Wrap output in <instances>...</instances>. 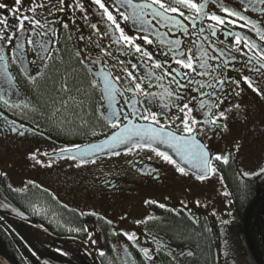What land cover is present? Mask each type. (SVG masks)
I'll list each match as a JSON object with an SVG mask.
<instances>
[{
    "label": "flooded vegetation",
    "instance_id": "af4514ba",
    "mask_svg": "<svg viewBox=\"0 0 264 264\" xmlns=\"http://www.w3.org/2000/svg\"><path fill=\"white\" fill-rule=\"evenodd\" d=\"M116 1L119 4V0H104L125 34L136 38V44L153 53V61H148L133 47L119 41L120 34L115 25L107 20L103 10L92 0H79L83 11L73 4V0H64L62 6L58 5V0H21V14L40 21L43 27L25 21V30L17 31L11 44L0 41V54L5 57L0 60V150L13 153L10 156L14 164H22L25 155L32 151H42L49 159L59 160L46 167L41 166L42 170L31 176L57 194L84 205L115 206L120 212L124 196L135 195V189L131 190L133 187L163 191L162 200H142L140 205L126 207L124 218L116 224L117 227L114 225V239L108 240L106 245L112 255L110 260L116 264H186L182 259L189 251L172 243L165 231L166 213L174 218L184 216L187 222L195 225L202 212L197 209L192 214L186 211L185 208L189 206L183 204L182 195L172 190L176 187V178L169 166L177 171L176 164L168 163L148 148H133L131 152L109 155L87 163L54 156L65 153L61 149L71 148L74 151L77 150L75 145L83 147L101 142L127 124L153 128L163 126L166 131L180 135L184 113L179 109L185 103L192 109L190 117L197 121L194 127L206 128L194 133L193 138L206 145L210 155L227 157V163L233 162L234 165L250 151L253 156L262 155L264 61L257 62L253 51L244 47L243 42L236 45L234 35L226 36L225 32L238 34L249 43H255L258 48L254 51L264 48V40L261 39L264 34V12L261 9H264V5L259 0H221L224 6L238 11L244 17L241 20L226 16L217 0H207L206 13L234 21L217 25L216 35L212 36L213 29L209 25L216 24L215 21L206 15L197 16L194 10L176 4L174 0L164 2L179 8L184 16L171 12L166 15L174 16L178 24L154 16L153 8H158V5L143 9L141 19L149 22L146 24L132 18V8L126 11L119 7L120 12L129 16L125 20L113 6H118ZM132 2L151 4L152 0ZM195 2L203 3L204 0ZM0 3L8 6L0 9V18L7 16L8 24L13 25L15 17L9 9L17 7L15 0H0ZM37 4L44 7H36ZM33 7H36L34 13L29 11ZM59 7H63V11L58 10ZM65 24L68 27H64ZM91 25H96V28L93 29ZM142 28L147 31H142ZM144 35L153 43L149 45L138 38ZM29 40L33 43L29 44ZM44 42L46 51L41 48ZM190 48L194 57V71L175 63V59L182 58L179 53L187 55ZM237 48H243L246 54L242 55ZM62 62H68L74 68L70 78L72 91L59 96L56 102L48 101L43 91L48 74ZM153 62H159L163 67L154 68ZM202 62H206L207 66L201 67ZM133 64L137 67L133 68ZM125 69L138 77L142 92L125 91L131 83ZM169 69L176 71L164 75ZM149 72L153 73L151 79L147 76ZM104 76H108L115 90L111 96L104 90ZM173 76L186 87L178 86ZM243 77H249L253 87L258 90L249 88ZM220 80L224 81L223 85L218 83ZM131 86L134 87V84ZM235 105L240 107L236 108ZM221 111L225 112L227 119H221L218 123L226 125V129L205 125L206 120L213 115L218 116ZM113 112L120 117L117 121L119 126L115 128L112 127L114 117L110 115ZM151 113L157 114L159 125L141 118ZM227 163L212 160V166L222 175ZM12 184L17 194L7 199L0 197V201L15 210V215L0 211L11 216L30 222L33 216L26 214L18 202L22 200L20 197L27 199L29 195H39L34 191H43L51 195L55 203L60 202L31 181ZM34 219L31 223L43 225L40 219ZM45 228H48L47 225ZM82 230L86 233V226ZM132 233H135V241L127 238L126 234ZM144 248L149 249L153 257L151 261L143 255ZM102 252V256L110 257L106 256L103 246Z\"/></svg>",
    "mask_w": 264,
    "mask_h": 264
},
{
    "label": "rangeland",
    "instance_id": "374dc122",
    "mask_svg": "<svg viewBox=\"0 0 264 264\" xmlns=\"http://www.w3.org/2000/svg\"><path fill=\"white\" fill-rule=\"evenodd\" d=\"M251 153L250 151L246 155L243 154V158L235 162L236 171L240 177H249L264 169V152L259 156H253ZM45 154L42 151H32L25 155L22 164L20 162L14 164L10 156L13 153L0 150V173L6 175L11 183H18L17 185L31 181L60 201L56 202V206L50 201L49 203L41 200L36 195H29L27 199L22 201V210L26 214L40 219L43 224L50 228L27 222L18 216H11L2 211H0V219L37 259H48L56 264H72V262L77 264H116L110 260L111 257L106 258L100 255L102 238L98 228L91 222L87 223L85 225L87 232L85 233L78 227L71 225V222L76 219L74 212L98 216L117 227L116 224L124 218L126 207L140 205L145 200H162L163 191L161 193L145 187H133L131 190L135 189V195L127 194L124 196L120 212L116 210L117 207L115 206H88L77 203V201L65 197L63 194H57L46 185L39 184L36 182V178L31 176L34 172L38 173L39 170H42L41 166L46 167L59 161L49 159ZM66 161L64 160V162ZM169 167L176 178V187L172 190L182 195L183 204L189 206V208H185L186 211L192 214L197 209L199 212L213 216L219 237V264H241L242 256L238 235L239 215L224 176L217 169L215 173L210 172L208 177L200 180L173 170L174 168L171 166ZM244 173H248V175L245 176ZM89 234H91L90 238ZM28 264L35 263L28 260Z\"/></svg>",
    "mask_w": 264,
    "mask_h": 264
},
{
    "label": "snow or ice",
    "instance_id": "6c2138e0",
    "mask_svg": "<svg viewBox=\"0 0 264 264\" xmlns=\"http://www.w3.org/2000/svg\"><path fill=\"white\" fill-rule=\"evenodd\" d=\"M15 3L17 7L9 9V11L12 12L13 16L15 17V23L13 25H9L7 22V16H4L3 18H0V41H6L7 44H11L13 41V38L16 34L17 31H24L25 30V21H29L34 23L37 26L43 27V25H40V21L34 20L32 17H29L27 15H23L22 13V8L20 7L21 5V0H15ZM92 3L97 5L100 9L103 10L104 16L107 17V20L110 21L113 25H115L116 30L119 32V41L124 42L126 46H131L135 49V52L140 53L143 57H146L148 61H153V53L149 52L148 50H145L142 48L140 44L135 43V39L133 37H130L125 34L124 30L120 27L119 23L116 20V17L113 15V13L109 10L108 6H106V3L104 0H92ZM174 3L183 5L184 7H187L189 9H192L195 11L197 16L200 15H206L208 19L215 21L216 24H210L209 28L213 29L211 32L212 36L216 35L215 28L217 25H224L226 23H234V21H226V19L220 15L216 14H208L205 12V8L207 6V0H204L203 3H197L195 0H174ZM218 5L221 8V11L226 14L228 17H237L238 19L243 20L244 17L240 15L238 11H234L229 9L228 7L224 6L221 3V0H217ZM259 3L264 5V0H259ZM64 4V0H58V5L62 6ZM73 4L76 7H79L83 11V5L80 4L79 0H73ZM119 4L121 5H126L127 7H130L133 9L132 13V18L141 24H146L149 23L147 21H143L141 17L143 16V9L144 8H151L154 5H158V8H153V15L156 17H160L163 20L166 21H173L176 24L179 22L176 21L174 16H167L166 13H179L180 16H184V13L179 10L177 7H171L167 5L164 0H152L151 4H134L132 0H119ZM72 6V5H69ZM115 7V10L119 13V15L125 19L128 20L129 16L125 15L123 12H120L119 6L113 5ZM8 6L4 3H0V9L7 8ZM36 7H44L43 4H37ZM36 7L30 8L29 11L35 12ZM60 11H63V7H59ZM245 11L247 9L245 8ZM262 12H264V9H261ZM64 27H68L67 24L64 25ZM93 29L96 28V25H91ZM142 31H147L146 28H142ZM185 31H187L185 29ZM201 32L204 31L203 28L200 29ZM259 31V29H257ZM226 36H233L234 35V43L236 45H239L243 42L244 47L248 48L249 51L254 52V59L257 60V62L264 61V48H261L258 51H254L258 48V46L255 43H249L246 38H243L239 36L238 34H233L231 32H225ZM139 39H142L144 43L146 44H152L153 40L150 39L148 36L144 35L141 37H138ZM261 39L264 40V34L261 35ZM29 44L33 43V41L29 40ZM176 44H179V41L175 42ZM16 47H21V45H16ZM41 48L46 49V42L41 44ZM237 51H239L242 55H245L243 48H237ZM110 55V53H107ZM179 56L182 58H177L175 59V63L180 65L184 69H191L195 70L193 68V54H192V49H188V54L185 55L184 53H179ZM43 58V57H42ZM5 57L0 54V60H4ZM201 67H206V62H202ZM133 68H136L137 66L135 64L132 65ZM153 67L160 69L163 66L159 62H153ZM264 67V65H262ZM127 73L128 78H130V86L125 89V91H134V92H142V87L141 83L137 82L138 77H136L133 72L128 71L127 69L124 70ZM175 69H169L167 72L164 73V75H171L172 72H175ZM177 75H180L179 72H177ZM184 75H187V73H184ZM148 78L151 79L153 77V73L149 72L147 74ZM30 79L32 78L31 76L29 77ZM162 77H158L157 79H160ZM117 80H119V77H116ZM244 81L248 84L249 88H253L254 91H257L258 89L253 87L252 81L249 79V77H243ZM173 80L178 84V86L184 88L186 87L183 84H180L179 81H176L175 76H173ZM219 84L223 85L224 81L220 80L218 82ZM134 84V87L131 85ZM103 85H104V90L109 93L111 96L113 92L115 91L114 88L112 87L111 81L109 80L108 76H104L103 78ZM95 86V84L93 85ZM239 94V93H237ZM144 95H151L149 93H144ZM168 95H171V93H168ZM222 103V101H221ZM201 106L203 107L204 104L201 102ZM214 107H219V105H213ZM209 106V107H213ZM135 106L133 105V108ZM234 107L239 108V105H235ZM185 109H187V112H185ZM181 112L184 113V118L181 120L182 128L180 129L181 133L180 135H177L171 131H166L163 126L160 127H147L145 128L144 126H136L132 125L131 127L125 126L123 132L121 133H114L113 136L105 141L106 145H111L112 147H117L121 144H131V147L127 149L128 152H131L133 148H139L143 150L144 148L150 149L152 152H154L157 156L161 157L163 160L167 161L168 163L171 164H176V161L172 159L170 155H168L166 152L159 151L156 147H153L154 144H166L169 147L175 148L177 152L181 154L182 157H187L185 160L186 163L190 161H194L195 164L194 166L199 168L203 174H200L197 176V179L203 180L206 177V174L208 172L215 173L217 169L212 166V160L216 161H221L223 160L224 163H227V157H223L221 155H215L212 156L210 153L207 151L206 145L198 142L193 138L194 133H199L200 131H204L205 129H199L194 127L197 123L196 119L190 117V113L192 112V109L189 108L188 103H185L182 108L179 109ZM230 111V109H229ZM107 115V114H106ZM112 117H114L112 127H118L117 121L120 120L119 115L117 113L113 112L110 114ZM127 118V116H125ZM144 120H151L153 124H160V121L157 119V114L156 113H151L149 115H143L141 117ZM227 119V116L225 115L224 111H221L218 116L213 115V117L209 120H206L204 123L205 125H213L216 127H222L226 129V125H221L218 123L219 120ZM131 123V122H129ZM95 134V133H94ZM138 137L139 139L136 141H133V137ZM77 149V152L80 156H89L90 152L85 150L83 152L79 151L80 146L75 145L74 146ZM92 149H97L96 145L91 146ZM102 150V146L98 149ZM71 148H65L61 149V152H71ZM112 155H120L119 152H113ZM71 159H76V156H71ZM33 159L35 157L33 156ZM84 163H87L88 161L85 160L83 161ZM94 162V160L92 161ZM177 171L182 173V174H187L185 171V168L180 167L177 165ZM261 172H264V169H261ZM245 176L248 175V173H244ZM161 207H164V205H160ZM77 231H79L77 229ZM128 240L130 241H135L136 236L135 233L132 234H126ZM91 237V234H89V238ZM95 243V241H93ZM143 255L148 259L152 260L153 257L150 255L149 249L144 248L143 250ZM100 255H104L103 252L100 253Z\"/></svg>",
    "mask_w": 264,
    "mask_h": 264
},
{
    "label": "trees",
    "instance_id": "16d2710c",
    "mask_svg": "<svg viewBox=\"0 0 264 264\" xmlns=\"http://www.w3.org/2000/svg\"><path fill=\"white\" fill-rule=\"evenodd\" d=\"M69 65L68 62H62L49 72L47 84L43 88L48 101L56 102L59 96H64L72 91L70 78L74 68ZM66 88L67 91H65ZM78 88L77 85V94L79 93ZM67 101H71L69 97ZM223 176L238 210L241 264H264V172L249 177H240L234 163L228 162ZM42 192L34 191L33 193L39 194L37 196L41 200L50 201L57 206L51 195ZM15 194L17 193L14 191L13 184L6 175L0 173V197L3 196L7 199L12 198ZM20 199L22 200L18 203L22 207L23 197H20ZM166 214L167 227L165 231L171 237L172 243L189 251L182 262L186 264H219V237L212 215L200 213L199 222L191 225L184 216L174 218L168 212ZM62 216L64 215L62 214ZM74 216L76 219L71 223L79 229H83L87 223L91 222L100 230L102 246L105 247L106 256L111 257L112 255L106 245L108 240L114 239L113 229L115 226L91 214L74 212ZM63 219L66 222L65 218ZM34 220L33 217L30 222ZM48 228L50 227L48 226ZM0 256L10 264H28V260L35 264H56L48 259L34 257L18 236L1 219ZM72 264L77 263L72 262Z\"/></svg>",
    "mask_w": 264,
    "mask_h": 264
},
{
    "label": "water",
    "instance_id": "95a60500",
    "mask_svg": "<svg viewBox=\"0 0 264 264\" xmlns=\"http://www.w3.org/2000/svg\"><path fill=\"white\" fill-rule=\"evenodd\" d=\"M117 5L126 10H129V7H125L124 5L118 4ZM126 126V125H125ZM121 127L120 129H118L116 132L114 133H121L124 130V127ZM127 126L131 127L132 124H127ZM145 128H147V126H144ZM113 133V134H114ZM113 134H111L109 137H107L106 139H104L101 142H97V143H93L90 145H86L83 147H80L81 152L87 150L90 152L89 156H80L77 152V150L71 151V152H65V153H59L57 155H55L54 157L56 158H60V157H64V158H70L71 156H76L77 161L83 162L85 160L89 161H93L96 160L98 158L101 157H105V156H109L112 155L113 152H119V153H123L126 152L127 149L129 147H131V144H121L117 147H112L111 145H106L105 141L109 140ZM138 137H133V141L138 140ZM96 145L97 149H92L91 146ZM102 146V150H98L100 147ZM153 147H156L159 151L162 152H166L168 155H170L172 157L173 160L176 161V165L185 168V171L195 177H197L200 174H203L201 172V170L197 167L194 166L195 162L194 161H190L188 163L185 162V160L187 159V157H182L181 154L179 152H177V150L175 148L169 147L166 144H154ZM209 175V172L206 174V177ZM0 210L5 211L9 214L15 215V210H13L11 207H9L8 205H6L3 201H0ZM0 264H10L8 261H6L4 258H2L0 256Z\"/></svg>",
    "mask_w": 264,
    "mask_h": 264
}]
</instances>
